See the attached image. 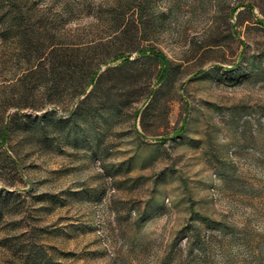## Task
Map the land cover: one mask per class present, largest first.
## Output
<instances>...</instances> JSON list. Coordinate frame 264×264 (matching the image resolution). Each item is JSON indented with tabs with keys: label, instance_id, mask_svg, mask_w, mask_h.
Returning <instances> with one entry per match:
<instances>
[{
	"label": "rangeland",
	"instance_id": "obj_1",
	"mask_svg": "<svg viewBox=\"0 0 264 264\" xmlns=\"http://www.w3.org/2000/svg\"><path fill=\"white\" fill-rule=\"evenodd\" d=\"M17 1L77 3L71 27L115 3ZM144 1L128 15L170 59L162 81L144 58L104 75L90 112L40 91L9 110L27 118L0 143V264H198L199 223L201 264H264V0Z\"/></svg>",
	"mask_w": 264,
	"mask_h": 264
},
{
	"label": "trees",
	"instance_id": "obj_2",
	"mask_svg": "<svg viewBox=\"0 0 264 264\" xmlns=\"http://www.w3.org/2000/svg\"><path fill=\"white\" fill-rule=\"evenodd\" d=\"M133 2L115 0V3H101L96 12V22L87 27H71L70 22L80 11L77 3L62 4L60 15L58 11L39 10L36 3L23 5L17 0H0V73L5 71L9 74L8 78L0 80L1 144L6 141L13 121L27 118L17 113L10 114L9 110L25 107L28 97L36 91L49 96V100L56 104L60 103L63 92H67L70 103H75L72 113L76 115L82 110L90 112V101L101 79L111 70L152 58L162 66L159 80L168 75L171 62L165 53L153 45L142 46L140 29L145 20L142 13L136 17H133L134 13L128 15L140 6V3ZM144 3L153 7L155 2L146 0ZM147 22L154 29H159L163 17L153 13ZM130 28L135 32L132 33ZM132 52H137L138 56L131 59ZM117 60L121 61L118 65L99 72L103 65ZM82 95L84 97L78 101ZM49 115L47 113L43 117ZM199 219L203 223L216 224L208 219ZM194 231L193 241L187 240V243L201 264L214 243L212 236L205 238L202 235L200 223ZM164 263L163 258L160 264Z\"/></svg>",
	"mask_w": 264,
	"mask_h": 264
}]
</instances>
